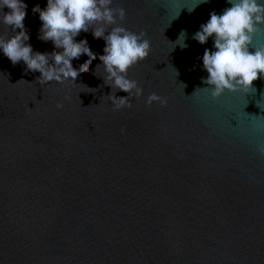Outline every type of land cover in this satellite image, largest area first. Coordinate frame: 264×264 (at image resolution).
Instances as JSON below:
<instances>
[{
  "label": "water",
  "instance_id": "obj_1",
  "mask_svg": "<svg viewBox=\"0 0 264 264\" xmlns=\"http://www.w3.org/2000/svg\"><path fill=\"white\" fill-rule=\"evenodd\" d=\"M26 3L28 42L53 51L31 11L47 0ZM195 3L114 0L151 42L130 108L113 110L98 58L77 83L41 84L0 53V264H264V78L247 94L197 89L213 42L192 34L230 5ZM181 30L189 46L173 49ZM77 39L103 54L92 32Z\"/></svg>",
  "mask_w": 264,
  "mask_h": 264
},
{
  "label": "clouds",
  "instance_id": "obj_2",
  "mask_svg": "<svg viewBox=\"0 0 264 264\" xmlns=\"http://www.w3.org/2000/svg\"><path fill=\"white\" fill-rule=\"evenodd\" d=\"M210 0H196L194 8ZM230 7L222 12L209 13L207 22L201 23L192 34V39L206 44L212 39V47L205 48L202 56V70L207 72L201 77L205 87L213 98L220 97L227 91H241L245 94L256 90L253 81L264 78V47L254 46L255 37L264 36V0H226ZM114 0H47L46 6L36 4L33 14H39L41 21L38 39L53 44V51L34 50L30 34L24 24L28 5L26 0H0V25L10 30V35L0 34V53L13 65L23 62L24 71L39 72L37 80L41 84L49 82L77 83L78 78L88 73L93 60L97 58L103 66L104 83L111 87L108 98L113 110L130 108L133 98L143 96L139 82L129 77V69L149 56L151 42L146 33L134 32L122 25L126 18L124 7H113ZM7 9V11H5ZM92 32L94 39H103V54L93 52L86 39L78 40L81 33ZM188 34L181 30L172 42L173 49L182 50ZM172 49V50H173ZM87 57L79 68L73 66V60ZM190 70H194L190 69ZM196 89V90H197ZM195 90V92H196ZM118 91L126 96H117ZM154 101L165 104L166 100L156 93L147 96L146 103ZM63 104L58 103L57 108ZM124 132V129H121Z\"/></svg>",
  "mask_w": 264,
  "mask_h": 264
}]
</instances>
